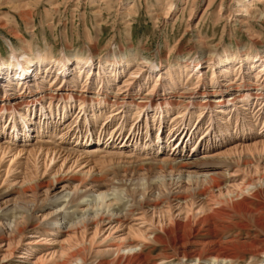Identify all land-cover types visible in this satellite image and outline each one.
Returning a JSON list of instances; mask_svg holds the SVG:
<instances>
[{
  "label": "rangeland",
  "instance_id": "1",
  "mask_svg": "<svg viewBox=\"0 0 264 264\" xmlns=\"http://www.w3.org/2000/svg\"><path fill=\"white\" fill-rule=\"evenodd\" d=\"M170 2L174 6L168 10ZM247 4L244 8L237 0H0V56L5 61L12 49L27 50L26 45L55 58L64 51L69 56L92 53L95 59L114 52L128 59L104 70L111 82L100 92L94 82L97 64L87 92L82 88L86 73L80 74L74 61L66 75L73 85L61 82L60 75L56 78L53 65L36 71L23 87L16 81L7 86L9 76L1 75L0 149L7 151L0 162V214L19 205H34L40 212L30 216L27 231L12 244L0 241V261L50 264L78 245L84 234L87 243L92 241V258L113 239L137 230L161 232L171 219L184 220L189 215L196 220L208 213L200 211L201 200L190 212L183 203L173 201L157 211L139 208L125 223L105 222L85 233H65L47 222L53 218L49 200L63 184L50 196L40 195L35 204L33 197L16 193L32 176L46 179L57 170L69 178L86 173L90 174L87 185L92 174L106 173L111 192L125 190L129 195L130 184L139 183L141 177L148 185L147 179L159 170L150 168L152 163L194 156L209 157L206 165L228 171L232 190L241 192L247 180L256 183L264 173V0ZM224 51L228 52L224 57L234 61L213 66ZM244 54H259L261 60L242 63ZM145 60L153 62L156 70L145 63L143 67ZM159 76V86L151 91ZM170 76L176 78L172 85ZM56 88L61 89L54 92ZM219 90L222 96H217ZM84 97L88 103L83 110ZM11 113L17 114L14 119ZM186 130L191 136L177 148ZM134 164H144L146 169L131 170L125 177L124 166ZM244 196L250 208L264 210V195L244 192ZM208 202V208L219 206L217 198ZM78 208L77 212L88 209L87 205ZM42 213L45 219L39 218ZM1 219L0 234H4L7 225L3 229ZM244 219L248 228L221 235L264 244V219L263 226ZM37 221L40 226L33 228ZM9 244L14 247L11 254ZM153 246L150 243L148 251ZM244 252H239L238 264H264L262 258ZM152 256L156 264H181V256L159 244Z\"/></svg>",
  "mask_w": 264,
  "mask_h": 264
},
{
  "label": "bare ground",
  "instance_id": "2",
  "mask_svg": "<svg viewBox=\"0 0 264 264\" xmlns=\"http://www.w3.org/2000/svg\"><path fill=\"white\" fill-rule=\"evenodd\" d=\"M248 1L249 0H237L240 5H244V8H247ZM172 6H174V3L170 2L168 10ZM246 11L248 12L249 9ZM26 48L27 50L12 49L8 61L3 60L0 56V77L4 74L3 72L9 76L7 86H13V82L16 81L18 87H23L22 85H26L27 83L25 81L27 77H31L36 71L48 65L54 66L56 78L60 75L61 82L70 85L74 80L71 79L67 81L66 75L68 74L67 72L70 64L74 61L76 69L80 70V74H82L83 70L86 73V81L82 86L86 92L92 86L93 67L95 64L99 65V71L94 79L96 88L99 91L102 86H108L109 82H111V79L106 75L104 70L107 68H116L128 60L127 57L119 56L114 52L107 55L105 58L99 57L95 59L92 53L69 56L63 51L60 57L55 58L47 51L39 49L31 51L28 45H26ZM227 53V51H224L222 54H219L216 61L212 62V65H224V63L234 61L232 57H224ZM48 56H51V58H48ZM260 58L259 54H244L240 57L242 63L248 61L255 62L261 60ZM144 63L150 67V70H156V65L153 62L145 60L142 65ZM194 65L197 68L200 67L199 62ZM188 66L189 65H185L184 68ZM181 70H183V68ZM57 71H59V73ZM160 80L161 76L156 79L151 91L156 90L159 86L158 84H160ZM175 81L176 78L170 76L169 84L172 85ZM37 87L42 88V83L38 82ZM60 89L61 88H56L53 91L55 92ZM3 90L5 93H8L7 88L4 87ZM163 91H166V88H163ZM220 91L221 90H219L217 96H222L224 93H220ZM54 94L55 93L52 95ZM70 95L71 98L74 97L73 93ZM86 103H88L87 99L85 97L81 98L80 105L82 109H85ZM51 104L52 103H50V106ZM142 106L145 107L146 104H142ZM1 109H3V106ZM10 115H12L11 118L14 119L17 114L11 113ZM20 119L21 121L24 120L23 118ZM13 128H15V125H13ZM157 138L158 136L156 139ZM6 151L7 149H0V162L3 159V154L6 155ZM208 158L209 157L196 158L190 156L175 161L165 160L155 162V164L152 163L149 165L150 168H158L159 170L155 172L152 178L149 177L150 179H147L148 185L144 182L145 178L141 177V179H138L139 183L130 184V194L127 195L131 196L132 200L125 194V190L117 193L114 189H111L113 190L112 192L110 188L108 189L111 185V180L106 178V173L92 174L89 184L87 183L86 185L87 177L90 174L85 173L84 175L81 174L80 177L69 178L66 175H59V170H57L53 176L46 179L39 176L34 178L35 176H32L27 183L16 189V193L19 195L22 193L23 195L33 197L36 204V202H39L40 195L47 193L50 196L52 195V190H55L60 184H63L61 186V191L55 192L53 197L49 200L48 205L53 204L51 206L53 212L50 214L53 218L47 222L52 223L53 226L55 224L54 230H62L65 233L73 231H83L85 233L91 226L94 225L99 228V226L105 222L125 223L130 215H134L139 208H152L157 211L163 209L164 204H171L173 201L183 203L186 205L185 208H187V211L190 212L193 210L195 202L201 200L203 204L200 211H208V213L196 220L189 215L184 220L171 219L168 225L162 227L161 232H156V230L151 232L148 230H137L130 236L113 239L105 245L103 250L96 251L92 258H90V253L93 249V244L92 241L90 243L86 242L84 234V238L79 241L78 245L73 246L59 259L50 260V264H88L90 260H93L92 264H156V257L152 256V251L158 244L163 246L164 249H173L176 254L181 256V264H238L236 261L239 259L240 251L248 252L253 257L262 258L264 261L263 243L260 242V244H257L253 242L254 240L250 242L238 241L235 239L227 240L221 235L223 231L225 233L235 228H248V222H246L244 218L248 220L251 219L258 225L263 226L262 220L264 219V210L253 209V206L250 208L247 202H245L246 196H244V192L258 197L259 195H264V173L259 175V178L256 179V183L247 180L244 186H242L241 192L238 189V185H236L237 191L236 189L232 190L228 187L230 183V173L224 170H214L212 169V164L206 165L205 163ZM51 160H53V158ZM237 162L238 165H240L241 160H237ZM143 165L144 164H134L132 166L125 165V177L128 178V172L131 170L136 171L135 173H138L140 170H145L146 168ZM35 174L37 176L39 174L38 171ZM130 180L131 182L133 181L132 179ZM175 186L179 189L176 192L174 190ZM71 188H73L72 190L74 191L73 196H71ZM78 194L81 200L76 198ZM150 194L151 196H147ZM214 198H217L219 206L208 208L210 205L208 201ZM71 204L72 206H70ZM83 205H87L88 209L84 212H77V210H80L78 207ZM37 209L38 208L34 207V205L32 207L19 205L1 213L0 218L3 220V229L5 225H7V232L0 234V241H8L12 244V242L24 235L30 224L28 223L30 216L33 215V217H35L34 213L40 212V210ZM235 216H242L244 218L236 221ZM42 217L45 219L44 217H46V215L42 213L39 218ZM40 224V221H37L33 228L39 227ZM150 243H153L154 246L148 251ZM11 244H9L10 246H8L9 248L7 250L9 254L14 252V247H12ZM166 251L167 250H165V252ZM45 263V261L41 260L32 264ZM0 264L30 263L1 260Z\"/></svg>",
  "mask_w": 264,
  "mask_h": 264
}]
</instances>
